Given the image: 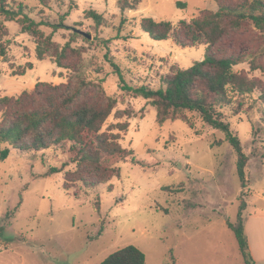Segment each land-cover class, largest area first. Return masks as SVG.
<instances>
[{
    "label": "rangeland",
    "instance_id": "374dc122",
    "mask_svg": "<svg viewBox=\"0 0 264 264\" xmlns=\"http://www.w3.org/2000/svg\"><path fill=\"white\" fill-rule=\"evenodd\" d=\"M7 1L24 5L35 21L64 23L56 31L46 24L39 28L60 48L69 47L66 67L51 57L37 59L34 38L15 20L5 21L0 97L32 91L37 82H85L73 106L97 103L98 89L115 98L101 131L115 134L132 153L125 159L101 154V165L117 168L119 175L88 186L97 174L73 162L77 150L71 142L39 151L10 148L0 161V264H99L127 245L145 253V264H244L226 222L235 224L239 211L244 220L251 204L263 208L264 34L250 25L212 47L216 55H243L233 70L257 80L250 93L220 108L248 157L242 186L236 153L223 131L187 110L159 124L147 99L119 87L121 75L132 87L158 88L161 76L189 67L206 50L202 44L180 47L171 36L153 40L141 31V18L176 24L203 9L216 11L214 0H128L134 8L125 10L118 0ZM88 10L103 22L96 25ZM251 60L261 67L252 70ZM28 63L31 69L14 74ZM54 166L62 170L46 176Z\"/></svg>",
    "mask_w": 264,
    "mask_h": 264
},
{
    "label": "trees",
    "instance_id": "16d2710c",
    "mask_svg": "<svg viewBox=\"0 0 264 264\" xmlns=\"http://www.w3.org/2000/svg\"><path fill=\"white\" fill-rule=\"evenodd\" d=\"M217 10L203 9L190 20H180L176 24L169 21L154 20L151 17L140 19V29L153 40H165L172 37L180 47L205 45L206 50L201 60H195L187 68H172L168 74L161 76L160 86L150 88L145 85L132 87L120 77L121 90H131L147 99L156 109V121L161 124L169 117L183 111L198 112L202 121L208 126L225 133V140L236 153V169L242 186L246 184L245 166L248 157L242 150L239 138L224 121L220 111L236 95L250 93L257 87V80L249 78L242 72H235L233 66L244 62L243 55H216L212 47L246 26H252L264 34V0H214ZM121 10L133 9L128 0H118ZM178 5H182L178 2ZM21 3L13 5L7 0H0V56L6 53L7 29L5 21L15 20L20 31L34 38L37 59L51 57L58 67H66L65 59L69 43L60 48L52 40V34H45L39 26L49 25L52 31L67 27L64 23H51L47 20L35 21L25 11ZM87 17L93 18L96 25L103 22L102 16L95 10H88ZM77 31L74 33L76 34ZM72 33V36L74 35ZM252 70L261 66L253 60L249 62ZM115 71L118 68L113 65ZM31 69L28 63L15 75H23ZM86 83L73 85H51L37 82L32 91H23L17 97H0V161L9 155V149L19 151H39L49 149L64 142H71L72 149L77 150L73 162L89 165L96 172V179L86 181L88 186L106 182L110 177L118 176L117 168L101 165V154L125 159L131 150H125L117 142L113 133L101 131L102 124L111 114L117 101L104 95L98 89L99 99L93 104L73 106ZM43 86L48 91L40 90ZM46 92V93H44ZM124 127V126H123ZM133 160V159H132ZM61 167H50L46 176L59 173ZM245 203L241 202L240 209ZM241 212L237 214L235 224L226 222L233 231L244 264H253L247 237L244 231ZM145 253L135 245H127L109 254L99 264H145Z\"/></svg>",
    "mask_w": 264,
    "mask_h": 264
},
{
    "label": "crops",
    "instance_id": "0c3cea01",
    "mask_svg": "<svg viewBox=\"0 0 264 264\" xmlns=\"http://www.w3.org/2000/svg\"><path fill=\"white\" fill-rule=\"evenodd\" d=\"M261 198L263 208L254 209L251 204L252 208L249 207L250 211L243 222L253 264H264V191L261 192Z\"/></svg>",
    "mask_w": 264,
    "mask_h": 264
},
{
    "label": "water",
    "instance_id": "95a60500",
    "mask_svg": "<svg viewBox=\"0 0 264 264\" xmlns=\"http://www.w3.org/2000/svg\"><path fill=\"white\" fill-rule=\"evenodd\" d=\"M77 31H79V30H77ZM88 38L90 37V35L89 34H85Z\"/></svg>",
    "mask_w": 264,
    "mask_h": 264
}]
</instances>
